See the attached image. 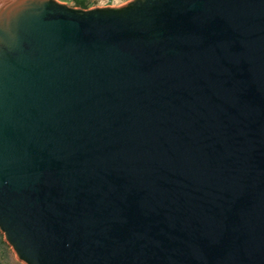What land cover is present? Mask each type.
<instances>
[{"label": "water", "instance_id": "water-1", "mask_svg": "<svg viewBox=\"0 0 264 264\" xmlns=\"http://www.w3.org/2000/svg\"><path fill=\"white\" fill-rule=\"evenodd\" d=\"M0 233L23 264H264V0H0Z\"/></svg>", "mask_w": 264, "mask_h": 264}, {"label": "trees", "instance_id": "trees-1", "mask_svg": "<svg viewBox=\"0 0 264 264\" xmlns=\"http://www.w3.org/2000/svg\"><path fill=\"white\" fill-rule=\"evenodd\" d=\"M89 1L88 0H73V7L89 9ZM0 264H23L18 261L12 252L11 248L7 245V243L3 239V235L0 233Z\"/></svg>", "mask_w": 264, "mask_h": 264}, {"label": "crops", "instance_id": "crops-1", "mask_svg": "<svg viewBox=\"0 0 264 264\" xmlns=\"http://www.w3.org/2000/svg\"><path fill=\"white\" fill-rule=\"evenodd\" d=\"M57 1L67 4L68 2L70 1L72 2L73 0H57ZM88 1L90 2L89 8L105 7V6L116 7L124 4L122 0H88Z\"/></svg>", "mask_w": 264, "mask_h": 264}, {"label": "built area", "instance_id": "built-area-1", "mask_svg": "<svg viewBox=\"0 0 264 264\" xmlns=\"http://www.w3.org/2000/svg\"><path fill=\"white\" fill-rule=\"evenodd\" d=\"M128 1H130V0H122L123 3H127Z\"/></svg>", "mask_w": 264, "mask_h": 264}, {"label": "rangeland", "instance_id": "rangeland-1", "mask_svg": "<svg viewBox=\"0 0 264 264\" xmlns=\"http://www.w3.org/2000/svg\"><path fill=\"white\" fill-rule=\"evenodd\" d=\"M67 4L70 5V4H72V2L70 1V2H68Z\"/></svg>", "mask_w": 264, "mask_h": 264}]
</instances>
